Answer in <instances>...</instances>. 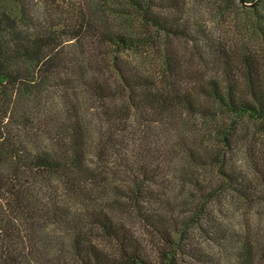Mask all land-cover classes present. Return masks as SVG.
Instances as JSON below:
<instances>
[{
  "label": "trees",
  "instance_id": "obj_1",
  "mask_svg": "<svg viewBox=\"0 0 264 264\" xmlns=\"http://www.w3.org/2000/svg\"><path fill=\"white\" fill-rule=\"evenodd\" d=\"M7 1L0 264H264L258 234L227 214L256 206L264 221L261 1L206 0L232 37L205 40L165 13L177 0H36L42 14Z\"/></svg>",
  "mask_w": 264,
  "mask_h": 264
},
{
  "label": "rangeland",
  "instance_id": "obj_2",
  "mask_svg": "<svg viewBox=\"0 0 264 264\" xmlns=\"http://www.w3.org/2000/svg\"><path fill=\"white\" fill-rule=\"evenodd\" d=\"M9 1V0H8ZM6 2V5L14 8L15 11L20 12L21 5L17 1L13 2ZM26 4L28 3L30 11H36L38 14H42L43 8L42 5H40L36 0H24ZM108 1H117V0H108ZM261 1V4L264 5V0H249L248 3H246V6H253L255 2ZM38 3V4H37ZM177 5L171 9L170 11L166 10L165 13H172L173 16H178L182 18V20H186L190 25V31L198 37L200 40H205V37L211 36L216 37L219 36L225 39H228L231 36V32H229V28L227 27L228 20H231L232 17L229 18V16L223 18V20L220 22V28H217L216 23V17L214 16L215 10L213 7L207 3L206 0H177ZM248 12V11H247ZM250 13V12H249ZM242 23L238 21V24L240 25L239 28H243L244 31H248V33L252 30V23L254 21V18H252L251 13L250 14H241ZM245 19V20H244ZM226 20V22L224 21ZM238 20V18H237ZM245 23V24H244ZM243 31V32H244ZM242 32V33H243ZM199 45L203 47V44L199 43ZM205 45V44H204ZM175 46L180 47L183 49L184 44L182 41L178 42V44L175 42ZM207 51V50H206ZM209 57V54H205ZM142 63L144 62L143 57L139 56L136 61ZM218 75L217 73L214 75ZM224 78V75H223ZM87 120H92L93 117L91 114L88 113ZM98 122L94 119L91 121V128L96 133L95 130H97ZM208 122H202L200 121L198 123L199 127H203L204 125H207ZM252 130L254 132L255 140L260 143L262 148L264 149V133L260 132L258 129L255 128L254 123H251ZM190 139L196 140L198 137L201 138V136H193L192 133L187 134ZM90 150V149H89ZM89 157L92 158L91 155ZM234 159L237 165V168L240 170H243L249 177H254V170L246 158L245 154L243 153V148L240 146L234 150ZM181 164L183 166V161H178L175 168H176V175H178L179 171L181 170ZM181 166V167H180ZM187 167V165H186ZM228 205V204H227ZM228 214V224L231 226L233 231L237 232L240 235H243V232L245 231L246 225L249 223V228L253 229V232L255 234H258V237L256 239L260 244L264 243V221L261 219L258 209L253 207L252 209L245 208L240 203H232L230 210L227 212ZM260 248V247H258Z\"/></svg>",
  "mask_w": 264,
  "mask_h": 264
}]
</instances>
